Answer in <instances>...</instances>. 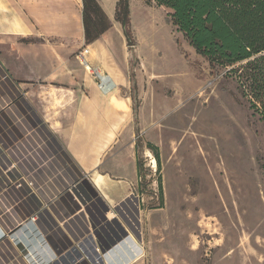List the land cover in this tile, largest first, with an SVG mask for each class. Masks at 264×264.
Listing matches in <instances>:
<instances>
[{
	"label": "crops",
	"instance_id": "0c3cea01",
	"mask_svg": "<svg viewBox=\"0 0 264 264\" xmlns=\"http://www.w3.org/2000/svg\"><path fill=\"white\" fill-rule=\"evenodd\" d=\"M93 1L109 27L87 41L84 0H0V264H89L87 245L100 264H142L131 236L100 250L81 200L129 199L143 122L131 97L132 46L112 8Z\"/></svg>",
	"mask_w": 264,
	"mask_h": 264
},
{
	"label": "rangeland",
	"instance_id": "374dc122",
	"mask_svg": "<svg viewBox=\"0 0 264 264\" xmlns=\"http://www.w3.org/2000/svg\"><path fill=\"white\" fill-rule=\"evenodd\" d=\"M102 4L129 34L139 68L133 110L143 122L141 178L129 199L114 207L94 194L81 199L100 250L131 236L145 250L142 264H264V121L241 95L240 64L236 74L212 67L154 1L127 0L126 26L114 0ZM86 247L85 262L100 264Z\"/></svg>",
	"mask_w": 264,
	"mask_h": 264
},
{
	"label": "trees",
	"instance_id": "16d2710c",
	"mask_svg": "<svg viewBox=\"0 0 264 264\" xmlns=\"http://www.w3.org/2000/svg\"><path fill=\"white\" fill-rule=\"evenodd\" d=\"M170 11L172 25L183 34L195 52L214 67L240 64V92L249 108L264 121V0H149ZM96 3L84 0L86 40H94L108 29L104 16L96 14ZM127 0H117L115 19L127 25ZM128 46L129 34L125 32ZM238 73V68L228 71ZM156 164L157 148L148 144ZM137 160L139 178L141 167ZM158 188L161 184L158 181Z\"/></svg>",
	"mask_w": 264,
	"mask_h": 264
},
{
	"label": "built area",
	"instance_id": "2783aa9c",
	"mask_svg": "<svg viewBox=\"0 0 264 264\" xmlns=\"http://www.w3.org/2000/svg\"><path fill=\"white\" fill-rule=\"evenodd\" d=\"M88 53V50L87 49H84L82 50L79 54H78V59L80 61V63L82 65H84L85 67L87 66V62L85 61L84 59V56ZM96 75H97V70H95L94 72ZM104 76V75H103ZM98 77V76H97ZM105 77V76H104ZM107 78V77H106ZM98 81H99V88L102 90V91H109L111 89V86H112V83L110 82V80L108 79V81H104L102 80L100 77H98ZM140 179V178H139ZM141 200L138 201V204L140 203Z\"/></svg>",
	"mask_w": 264,
	"mask_h": 264
},
{
	"label": "bare ground",
	"instance_id": "6f19581e",
	"mask_svg": "<svg viewBox=\"0 0 264 264\" xmlns=\"http://www.w3.org/2000/svg\"><path fill=\"white\" fill-rule=\"evenodd\" d=\"M87 70H88V69H87ZM97 76L100 77L102 80H104V81H106V82L108 81V78L104 77V76L102 75V73H101L99 70L97 71ZM111 87H112V86H111ZM151 163H152V164H155V160H154V159H151Z\"/></svg>",
	"mask_w": 264,
	"mask_h": 264
}]
</instances>
